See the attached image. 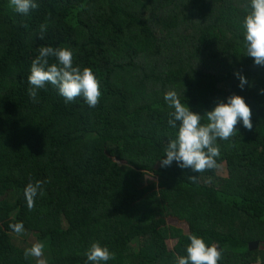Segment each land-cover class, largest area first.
<instances>
[{
    "label": "trees",
    "instance_id": "16d2710c",
    "mask_svg": "<svg viewBox=\"0 0 264 264\" xmlns=\"http://www.w3.org/2000/svg\"><path fill=\"white\" fill-rule=\"evenodd\" d=\"M37 5L20 15L0 0V264H36L9 227L17 222L44 244L47 264H85L93 242L113 253L108 264H174L193 233L221 248L218 264L249 262L248 244L264 240V67L245 56L247 0ZM43 46L71 48L74 65L96 74L94 108L65 104L51 85L29 97ZM234 72L251 86L241 91ZM167 91L201 115L233 94L249 105L252 128L217 140L218 169L160 167L173 134ZM37 181L29 209L24 188Z\"/></svg>",
    "mask_w": 264,
    "mask_h": 264
},
{
    "label": "clouds",
    "instance_id": "9594fccd",
    "mask_svg": "<svg viewBox=\"0 0 264 264\" xmlns=\"http://www.w3.org/2000/svg\"><path fill=\"white\" fill-rule=\"evenodd\" d=\"M9 6L20 15H28L37 8V0H8ZM242 42L245 56L252 58L254 65L264 67V0H247V11L242 20ZM44 31V25L40 26ZM50 58L54 62L50 63ZM233 75L238 80L237 87L243 91L249 85L247 78L240 72ZM28 95L35 100L37 91L46 85L55 87L65 104L83 102L94 108L101 97L100 82L96 74L88 67L74 65L73 52L69 47L43 46L38 55L31 60L27 76ZM251 85H249L250 87ZM264 95V88L259 90ZM163 100L171 111L168 112L167 126L173 130L167 140L164 155L158 160L161 168L171 167L173 163L180 169H190L192 173L218 169L217 160L220 150L217 140L227 141L236 132V125L245 129L252 128L251 109L245 99L239 95H230L218 100L215 106L203 115L193 112L181 103L175 91L164 93ZM206 121V122H204ZM197 179V175L189 177ZM42 192L41 182L28 183L24 188V197L29 209L34 199ZM13 232L23 231L22 222L9 226ZM188 243L184 255L174 257V264H218L222 251L215 244L206 243L203 237L196 234L187 236ZM44 244L34 243L25 249V257L36 259V264H47L43 258ZM85 264H108L113 253L107 246L93 242L84 252Z\"/></svg>",
    "mask_w": 264,
    "mask_h": 264
},
{
    "label": "rangeland",
    "instance_id": "374dc122",
    "mask_svg": "<svg viewBox=\"0 0 264 264\" xmlns=\"http://www.w3.org/2000/svg\"><path fill=\"white\" fill-rule=\"evenodd\" d=\"M218 172H219V175H222V176L225 175V172L223 169H219ZM154 182H156V179L154 177L149 176V175L145 177V183L146 184H151ZM167 221L169 224H173V225L178 224V221L173 220L171 218H168ZM14 236H15V238H17L18 243H20L23 246L28 247V248H30L34 243L39 242L36 238L29 236L28 233L16 234ZM175 242H176L175 240H168V242H167L168 248L171 249L173 247V245L175 244ZM49 255L50 254H49L48 250L47 249L45 250V248H44L43 249V258L46 260V262L49 259ZM224 259H226V258L224 257ZM34 260L36 262L35 258H34Z\"/></svg>",
    "mask_w": 264,
    "mask_h": 264
},
{
    "label": "crops",
    "instance_id": "0c3cea01",
    "mask_svg": "<svg viewBox=\"0 0 264 264\" xmlns=\"http://www.w3.org/2000/svg\"><path fill=\"white\" fill-rule=\"evenodd\" d=\"M248 250L254 253H253L251 260L249 262L245 261L244 264H264V240H255L249 243Z\"/></svg>",
    "mask_w": 264,
    "mask_h": 264
},
{
    "label": "water",
    "instance_id": "95a60500",
    "mask_svg": "<svg viewBox=\"0 0 264 264\" xmlns=\"http://www.w3.org/2000/svg\"><path fill=\"white\" fill-rule=\"evenodd\" d=\"M219 250H221V248H218Z\"/></svg>",
    "mask_w": 264,
    "mask_h": 264
}]
</instances>
